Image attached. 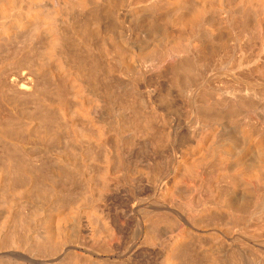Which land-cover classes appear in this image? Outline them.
Returning <instances> with one entry per match:
<instances>
[{"label":"bare ground","instance_id":"obj_1","mask_svg":"<svg viewBox=\"0 0 264 264\" xmlns=\"http://www.w3.org/2000/svg\"><path fill=\"white\" fill-rule=\"evenodd\" d=\"M0 264H264V0H0Z\"/></svg>","mask_w":264,"mask_h":264},{"label":"rangeland","instance_id":"obj_2","mask_svg":"<svg viewBox=\"0 0 264 264\" xmlns=\"http://www.w3.org/2000/svg\"><path fill=\"white\" fill-rule=\"evenodd\" d=\"M104 16H105V15H104ZM106 17H107V18H106ZM109 18H112V17H111V16H105V17L103 18V21H104V22H103L101 19H98V18H95V20H93V21L98 22V23H96V22L93 23V22H92V26H91V27H92L91 30H92L93 38H95V40H96V41L94 40L95 43H97V42L99 43V38H100L101 36H103V35L106 33V31H107L108 29H109L108 31H115V30L117 31V30L120 29L119 27H120L121 25H119L118 23H116V21L113 20V19L108 20ZM96 19H98V20H96ZM105 20H106V21H105ZM107 22H109V23H107ZM110 22H112V23H110ZM113 22H114V23H113ZM99 23H101V24H99ZM103 23H104V24H103ZM98 24H99L100 26H99ZM105 24H106V25H105ZM107 24H108V25H107ZM115 24H116V25H115ZM117 24H118L119 26H118ZM146 24H147V22H146ZM146 24H145V25H146ZM103 26H104V27H103ZM146 26L148 27L149 24L146 25ZM105 27H106V28H105ZM96 28H97L98 30H97ZM114 28H116V29H114ZM112 29H114V30H112ZM105 30H106V31H105ZM96 32H97V33H96ZM101 32H102V33H101ZM103 33H104V34H103ZM99 34H100V36H99ZM152 34H153V33H152ZM155 35H156V36H155ZM94 36H95V37H94ZM154 36L156 37L155 39H157V38H158V40L161 39V36H160L159 34L157 35V32H156L155 34H153V37H154ZM153 37H152V38H153ZM97 84H98V82H97ZM100 84H102V82H101ZM100 84H98L99 87H103V84H102V86H101ZM49 85H50V84H49ZM46 86L48 87V84H47ZM51 86H52V85H51ZM47 87H46V88H47ZM49 87H50V86H49ZM49 87H48V88H49ZM99 87L97 86V88H99ZM41 172H44V171H41ZM43 174H45V173H43ZM35 176H36V175H35Z\"/></svg>","mask_w":264,"mask_h":264}]
</instances>
